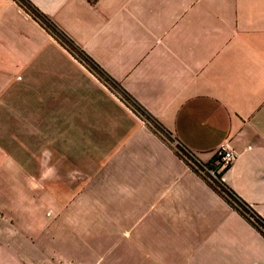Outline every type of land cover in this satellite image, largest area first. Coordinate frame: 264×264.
I'll return each instance as SVG.
<instances>
[{
  "label": "crops",
  "instance_id": "obj_1",
  "mask_svg": "<svg viewBox=\"0 0 264 264\" xmlns=\"http://www.w3.org/2000/svg\"><path fill=\"white\" fill-rule=\"evenodd\" d=\"M22 1L113 86L0 0V264H264V0Z\"/></svg>",
  "mask_w": 264,
  "mask_h": 264
},
{
  "label": "built area",
  "instance_id": "obj_2",
  "mask_svg": "<svg viewBox=\"0 0 264 264\" xmlns=\"http://www.w3.org/2000/svg\"><path fill=\"white\" fill-rule=\"evenodd\" d=\"M16 1H22V0H16ZM18 4L20 5V7L23 10L28 11L30 13L28 6L25 5L24 2H18ZM30 17L34 18V20L38 21L45 28L47 27L48 23L41 16H38L37 14L31 13ZM122 99L133 111L136 112V114L141 118V120L146 125L154 128L158 132V134L161 135L162 137L165 136L164 133L160 132V130L157 127L155 128L152 125V122H151L152 120L148 117V115L143 110H140V108L135 109L133 107L135 105V104H133L134 102H132L125 95ZM178 149H180V148H178ZM180 150H182V149H180ZM180 155L183 157V159L186 161V163L188 164V166L192 170H194L199 176L204 178L209 184H211L213 187H216L217 189H219L218 185H219V183H221L220 174L224 170H226L228 167H230V165L232 164V162L234 161V159L236 157L235 154L233 153V151L228 146L222 145L218 148V150L215 153L217 167L211 169L208 166H206V165L202 164L201 162H199L198 160H196L191 154H189L183 150L180 153ZM250 220L252 222H254L253 218H251V217H250Z\"/></svg>",
  "mask_w": 264,
  "mask_h": 264
},
{
  "label": "rangeland",
  "instance_id": "obj_3",
  "mask_svg": "<svg viewBox=\"0 0 264 264\" xmlns=\"http://www.w3.org/2000/svg\"><path fill=\"white\" fill-rule=\"evenodd\" d=\"M16 2H23V1H16ZM26 5V4H25ZM24 5V6H25ZM28 9L30 10L29 15H31V13L36 14L34 10H32L30 7H28ZM38 15V14H37ZM34 19V18H32ZM44 28V26H43ZM49 29V30H48ZM46 32L48 34H50V36H52L53 39H55L56 42H58V44L63 48V50H65L70 56H72V58L76 59L78 62H80L82 65H84L88 70L92 71L100 80L103 81L104 84H107L109 86H112L109 82H107L106 77H104L97 68H95V66L92 64V62L86 57L84 56V54H80V50H78L77 47H75L71 41L68 40V38H66L64 35H62L58 30L52 28L51 26H48L45 28ZM113 88V87H112ZM115 89V88H114ZM116 90V89H115ZM118 96H120L121 98L124 97V95L119 91H115ZM134 104V103H133ZM135 109L139 108L138 106H136V104L133 106ZM140 110H142L140 108ZM144 111V110H143ZM149 117V116H148ZM148 119V118H147ZM152 125L156 128V124L154 123V121H151ZM145 124V123H144ZM175 146V145H174ZM176 147V146H175ZM178 150V153H181L182 150L180 149H176ZM208 166V165H206ZM209 168L212 169L211 166H208Z\"/></svg>",
  "mask_w": 264,
  "mask_h": 264
},
{
  "label": "trees",
  "instance_id": "obj_4",
  "mask_svg": "<svg viewBox=\"0 0 264 264\" xmlns=\"http://www.w3.org/2000/svg\"><path fill=\"white\" fill-rule=\"evenodd\" d=\"M80 54H83V53L80 52ZM220 176H221V174H220ZM218 187H219V189H217L216 187H214V189L219 194H221V196L228 202V204L231 207H233L241 216H243L246 220H248L254 226V228H256V230H258L264 236V221L259 216H257L249 208V206H247L245 203H243L239 199H236L230 192H228L226 190V188L224 187V185L222 184V182L219 183ZM247 208H249L250 211H252V214L249 211V209H247ZM250 217L253 218L254 222L250 221Z\"/></svg>",
  "mask_w": 264,
  "mask_h": 264
}]
</instances>
